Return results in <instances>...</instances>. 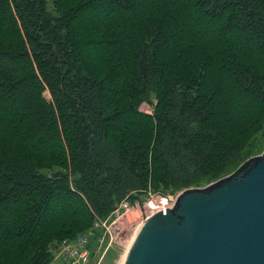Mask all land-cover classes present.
<instances>
[{"label":"trees","instance_id":"16d2710c","mask_svg":"<svg viewBox=\"0 0 264 264\" xmlns=\"http://www.w3.org/2000/svg\"><path fill=\"white\" fill-rule=\"evenodd\" d=\"M53 2L0 0V264L264 143V0Z\"/></svg>","mask_w":264,"mask_h":264},{"label":"water","instance_id":"95a60500","mask_svg":"<svg viewBox=\"0 0 264 264\" xmlns=\"http://www.w3.org/2000/svg\"><path fill=\"white\" fill-rule=\"evenodd\" d=\"M124 264H264V152L145 216Z\"/></svg>","mask_w":264,"mask_h":264},{"label":"built area","instance_id":"2783aa9c","mask_svg":"<svg viewBox=\"0 0 264 264\" xmlns=\"http://www.w3.org/2000/svg\"><path fill=\"white\" fill-rule=\"evenodd\" d=\"M178 196L166 195L142 203L143 210L151 213L167 210L172 207ZM140 200V199H139ZM133 210L129 199L122 200L106 219L98 218L94 226L76 239H66L52 247V253L58 254L62 264H103V261L116 244L122 221ZM147 212L145 216L152 214ZM101 236L95 239V235Z\"/></svg>","mask_w":264,"mask_h":264},{"label":"rangeland","instance_id":"374dc122","mask_svg":"<svg viewBox=\"0 0 264 264\" xmlns=\"http://www.w3.org/2000/svg\"><path fill=\"white\" fill-rule=\"evenodd\" d=\"M48 8H49V10L54 9L53 0H49ZM83 20H85V18ZM47 96L50 97L49 93H47ZM156 103H157L156 95L152 94L148 101L141 103L140 109L142 111L153 114L155 112L154 105ZM261 152H264V143L262 144L261 149H259V151L257 153H261ZM43 161H44V164H46L47 160L44 159ZM208 185H209V183L208 184H202V185L197 186V188L198 187L199 188L207 187ZM190 188H194V187H190ZM187 189H189V188L179 189L175 192L171 191V192H167V193H162V192L154 191V190H152V188H150L149 191L142 194V196L140 197V200L138 198L137 199L136 198L135 199L128 198L129 202L133 206V210L129 213V215L125 216L124 220L122 221V226L120 229V234L118 235V240H117L116 244L111 248V250L106 255V257L103 261V264H123L124 259H125V255L129 249V246H130L134 236L138 232L139 227L141 226L142 222L144 221V218H145L144 214L146 212L148 214L151 213V210L145 211L142 209V203H145L146 201H148L152 198L157 199L158 197H162V196H166V195L179 196L180 193H182L183 191H185ZM125 199H127V197H125L123 200H125ZM52 206L54 207L55 204H53ZM90 229L91 228L86 227V229H83L80 232L76 233L75 234L76 236L66 238V239H73V238L76 239L79 236L83 235L84 233H87L88 231H90ZM100 236H101V234L97 233L95 235V239H98ZM59 242L60 241H57L50 246L51 253H52L53 245L59 244ZM50 264H62V263H60V257L58 256V254L54 255L52 253V260H51Z\"/></svg>","mask_w":264,"mask_h":264},{"label":"bare ground","instance_id":"6f19581e","mask_svg":"<svg viewBox=\"0 0 264 264\" xmlns=\"http://www.w3.org/2000/svg\"><path fill=\"white\" fill-rule=\"evenodd\" d=\"M173 207V206H172ZM171 208V207H170ZM165 212L167 211V210H164ZM134 239V238H133ZM132 243V242H131ZM131 245V244H130ZM129 248H130V246H129ZM125 259H126V255H125ZM125 259H124V261H125ZM123 264H124V262H123Z\"/></svg>","mask_w":264,"mask_h":264}]
</instances>
